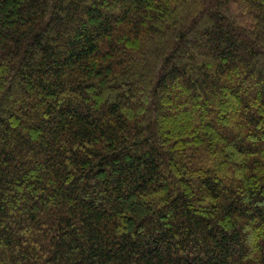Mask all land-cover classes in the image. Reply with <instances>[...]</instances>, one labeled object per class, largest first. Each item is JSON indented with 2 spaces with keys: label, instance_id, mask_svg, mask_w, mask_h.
<instances>
[{
  "label": "trees",
  "instance_id": "16d2710c",
  "mask_svg": "<svg viewBox=\"0 0 264 264\" xmlns=\"http://www.w3.org/2000/svg\"><path fill=\"white\" fill-rule=\"evenodd\" d=\"M0 264H264V0H0Z\"/></svg>",
  "mask_w": 264,
  "mask_h": 264
}]
</instances>
